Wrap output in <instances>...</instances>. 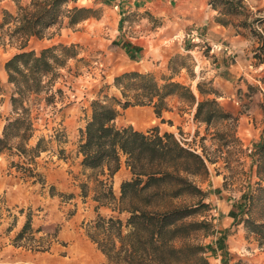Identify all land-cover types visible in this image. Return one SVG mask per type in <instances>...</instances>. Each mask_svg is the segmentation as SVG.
Masks as SVG:
<instances>
[{
    "label": "trees",
    "instance_id": "obj_1",
    "mask_svg": "<svg viewBox=\"0 0 264 264\" xmlns=\"http://www.w3.org/2000/svg\"><path fill=\"white\" fill-rule=\"evenodd\" d=\"M14 12L3 10L0 28L7 26L9 40L19 41L18 51L4 63L7 82L12 86L10 104L13 117L6 118L0 136V155H15L18 161H10L9 167L19 172L21 177H31L32 181L41 182L35 170V158L49 147L50 140L38 137L31 145L34 136V118L31 102L36 104L39 95L45 92V104L53 99L60 89L52 91L58 76V69L65 66L69 58L76 56V45L58 43L39 51L26 49L30 38H42L45 31L58 24L62 16L68 18L69 25H75L92 16L89 7L70 4L77 0H29L22 4L14 0ZM242 0H211V6L219 9L218 21L228 25L230 17L241 13ZM242 25H246L243 21ZM236 27L237 25L234 24ZM256 52L259 62L264 64V42ZM261 56V57H260ZM179 68H186L179 65ZM115 86L120 90L121 98L112 97V103L99 100L91 102V114L84 129L78 152L81 165L92 171L101 170L104 179H98L101 191L94 199L116 203L119 212L128 214L125 222L113 216L97 215L92 231H87L89 238L105 255L103 264H209L206 247L200 244L182 242L193 231L206 228V221H186L206 203L198 200L192 205H174L173 199L182 195L203 197L205 195L190 176L199 175L207 170L203 155L194 151L184 142H180L173 133L160 132L158 126L139 130L133 125L117 126L115 120L122 111L133 106L151 105L157 117L168 109L167 99L176 96L191 105L196 104L193 119L209 124L214 118H228L230 113L215 99H197L190 87L168 77L163 83L149 73L127 71L114 78ZM200 96L210 93L196 84ZM216 95V92L211 91ZM163 120V119H162ZM53 136L57 144L64 138L62 129H54ZM63 148L58 149L59 155ZM250 169L254 168L256 180L253 186L242 195L244 203L240 209L232 207L229 213L236 217L246 230L256 237L258 246L264 245V138L260 139L250 153ZM131 172V177L120 185V196L115 198L112 186L108 182L119 169L121 158ZM86 182L80 184L81 194L86 196ZM102 200V201H101ZM236 210V211H235ZM30 230L29 217L21 232L14 239V244L27 237ZM223 248L222 238L217 239ZM224 264L225 259H221Z\"/></svg>",
    "mask_w": 264,
    "mask_h": 264
},
{
    "label": "rangeland",
    "instance_id": "obj_2",
    "mask_svg": "<svg viewBox=\"0 0 264 264\" xmlns=\"http://www.w3.org/2000/svg\"><path fill=\"white\" fill-rule=\"evenodd\" d=\"M28 1L22 0L21 3L25 4ZM111 4L107 0H77L68 7L72 5L89 7L92 9L91 17L71 26L64 15L58 24L45 31L42 38L32 37L27 42L26 49L35 51L58 43L76 45V56L69 58L65 66L58 69V76L53 83L52 91L60 89L61 92H57L46 104L44 98L49 94L45 92L38 96L36 104L31 102L35 134L37 137L49 139L50 147L57 143L54 137L49 138L55 133L54 129L63 130L66 138L62 136L61 142H64L68 140L65 129L76 127L78 130L76 140H79L77 135L81 133L80 127L85 126L91 114V102L99 100L103 103H112V97L121 98L114 78L123 72L139 71L128 68V60L121 50L119 34L116 32L118 12ZM239 9L241 13L234 16L235 21L229 26L227 33L239 34L247 39L242 46L245 50L241 53L240 59H235L237 54L226 43L220 46L219 56L204 58L203 51L207 44L201 41L197 42L198 47L193 49V53H186L182 47L190 38L175 36L172 43L173 54L167 61L169 53L165 46L168 36L165 37L167 40H162L158 45L162 56L153 60V64L156 62V65L152 69L139 71L153 75L159 83L173 76V80L183 83L191 90L200 82L203 90L210 93L200 96L197 91L196 98L215 99L226 112L230 113L228 118L216 117L209 124L194 120L196 104L191 105L190 102L174 96L167 99V105L178 112L177 119L164 118L155 120V124L152 122L148 126L138 125L135 117L141 114L139 112L141 108L132 107L122 111L115 120L117 126L131 124L143 131L153 126H158L161 133L165 131L164 128L170 129L175 137H183L187 146L203 155L207 170L189 178L204 191L205 195L200 197L185 194L173 199L172 203L192 205L200 200L207 204L186 218V221H206L209 225L193 231L184 240H178L176 245L190 242L206 247L204 255L209 264H219V255L221 259H225L224 264H264V245L258 246L254 234L248 232L244 223L240 222L241 215L234 217L230 213L222 214L216 200L221 197L219 192L223 190L227 203L232 205L231 208L234 206L236 210L240 209V204L244 203L243 193L248 191V185L253 186L256 180L254 168L250 169L251 149L264 138V64L259 62V57L254 56L255 52L261 55L259 47L264 42V0H242ZM154 17L148 16L144 21L138 22L140 26H134L133 31L165 26L161 34H169L167 21L162 19V16ZM243 21L246 25L241 24ZM7 29V26L0 28V124H4L6 118L13 117L10 105L12 86L7 82L4 63L18 51L20 43L15 39L9 40L6 35ZM223 47L227 49L224 50ZM208 55L215 54L209 52ZM150 58L152 59L151 55ZM214 58L219 59V86L214 85L211 77L207 76L214 72L206 71L212 66L211 61ZM245 62H250L251 66L243 68ZM181 64L186 68H179ZM231 64L235 67L231 68ZM229 68L232 70H228ZM211 91L219 94V101ZM146 106L153 109L151 105ZM67 118L69 123H65ZM129 120L133 123L128 122ZM5 157L9 162L19 159L15 155ZM2 161L0 159V162ZM100 171L88 172L85 179L81 178L80 184L90 180L95 183L96 177L104 179ZM21 178L32 180L27 176ZM95 185V191H101L99 184ZM88 189L87 184L85 188L87 193ZM219 237L222 238L223 248L217 244ZM229 244L236 249H229Z\"/></svg>",
    "mask_w": 264,
    "mask_h": 264
},
{
    "label": "crops",
    "instance_id": "obj_3",
    "mask_svg": "<svg viewBox=\"0 0 264 264\" xmlns=\"http://www.w3.org/2000/svg\"><path fill=\"white\" fill-rule=\"evenodd\" d=\"M107 1L111 2L113 8L118 12L116 32L119 34L121 50L128 60V68L139 71L152 69L156 65V62L153 64V60L162 56L159 53L161 50L158 46L159 43L162 40H167L165 37L169 36L167 46H165V50L169 53L168 61L173 54V37H188L190 32L197 34V42L201 41L207 44L203 51L204 58L219 56L218 48L223 43L232 47L237 54L235 59H240L241 53L245 50V47L242 46L247 39L239 34L230 33L229 35L227 33L229 26L235 21V17H230L232 22L228 25L220 24L219 17H217L219 9L211 6V0ZM5 9L14 12L15 1L0 0V22ZM144 12L148 14H144ZM148 16L151 18L162 16V19H165L169 24L167 25L169 34H161L164 32L165 26L133 31L135 27L140 26L138 22L144 21ZM197 42L186 41L182 50L186 53H193V49L198 47ZM213 46L216 48H212ZM154 48L157 52L154 51ZM209 52L215 55H208ZM218 58L211 61L213 67L207 68L206 71L214 72L207 76L211 77L214 85L219 86ZM250 66V62L243 64V68ZM234 67L235 65L231 64V68ZM5 76L7 79L6 72ZM192 91L196 94V85ZM215 98L219 101V94H216ZM133 107L141 108L139 110L141 114L135 117L138 125L148 126L152 122L155 124V120L179 117L177 111L170 109V105L167 110L162 111L160 117H157L153 109H148L146 105ZM128 122L133 123L131 120ZM65 123H69L68 118ZM3 125L0 124V136ZM80 128L84 129V127ZM164 130L171 132L170 129L164 128ZM65 132L68 140L60 142L58 145L55 143L53 146H49L35 158V170L41 177V182L23 180L19 172L9 167L8 158L5 155H0V159L3 160L0 162V264L105 263V255L89 238L87 231H92V225L97 215L113 216L125 222L127 213L119 212L116 208L117 204L114 202L96 201L93 197L96 193L95 183L97 182L94 183L93 180L86 181L89 185L86 196L81 194V178L85 179L87 173L92 170L84 169L81 165L82 156L77 149L81 133L77 135L79 140H76L78 133L76 127H67ZM37 139L38 137L34 133L29 143L34 145ZM60 148L65 149L64 155H59L58 149ZM103 177L105 178V176ZM130 177L131 172L122 157L119 169L111 178H108L117 201L120 196L121 183ZM219 195L221 197L216 199L219 209L222 214H227L232 205L227 203V197L223 195V190L219 192ZM28 217L30 230L25 233L28 236L15 245L14 239L21 232ZM230 248L236 249L229 244ZM220 262L221 255H219V264Z\"/></svg>",
    "mask_w": 264,
    "mask_h": 264
},
{
    "label": "built area",
    "instance_id": "obj_4",
    "mask_svg": "<svg viewBox=\"0 0 264 264\" xmlns=\"http://www.w3.org/2000/svg\"><path fill=\"white\" fill-rule=\"evenodd\" d=\"M188 37L190 38V40H191L192 42H193V41H196V42L198 41V36H197V34H195L194 32H190ZM212 48H216V47L213 46ZM219 48H221V47H219ZM219 48H218V49H219ZM223 49L226 50L227 48H226V47H223ZM176 138H177L181 143L184 142V140H185V139H184L183 137H181V136H180V137H176Z\"/></svg>",
    "mask_w": 264,
    "mask_h": 264
}]
</instances>
